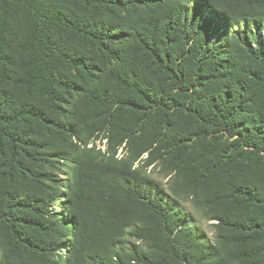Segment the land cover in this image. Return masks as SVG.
<instances>
[{"label":"trees","instance_id":"trees-1","mask_svg":"<svg viewBox=\"0 0 264 264\" xmlns=\"http://www.w3.org/2000/svg\"><path fill=\"white\" fill-rule=\"evenodd\" d=\"M210 140L191 184H226L228 257L135 167ZM232 158L264 174V0H0V264H264V184L226 183Z\"/></svg>","mask_w":264,"mask_h":264},{"label":"rangeland","instance_id":"rangeland-1","mask_svg":"<svg viewBox=\"0 0 264 264\" xmlns=\"http://www.w3.org/2000/svg\"><path fill=\"white\" fill-rule=\"evenodd\" d=\"M234 30L237 33L244 34L246 28L244 26L235 27ZM108 132L107 128H102L100 132L94 133L88 130L84 131V139L89 143L88 148L95 146L97 150L106 153L109 149V139H106L109 135ZM214 144V140L188 144L184 149V151L186 150V164L175 159L177 154L168 150H162L160 154L153 157L152 165H146L145 159L148 157L146 155L135 163V167H140L141 170L157 180L161 184L164 199L174 201L179 206L180 211L178 210V212H181L185 218L184 222L180 223L181 227L183 225H192L206 247H219L221 249L220 255L228 257L224 250L227 248L225 243L226 238L220 233L218 226L220 220L217 218L224 210L220 202L221 200L217 196L221 193L222 189H225L226 184L225 186L223 184L222 188L221 186L214 187L208 184H198L197 186L191 184L192 172L210 163L215 158L217 150L224 147L222 143H218L217 146ZM129 152V147L125 143L122 147H118L117 157H127ZM188 156H190L189 163ZM172 161H174L175 165L172 164ZM244 163L243 159L239 163H237L236 158L225 160L223 173L226 174V183L230 184L237 180V178L245 177L257 185H263L264 174L252 163H249L248 166ZM58 206L59 204H55L53 209L60 212L61 209ZM129 241V246L134 244L155 255H163L165 252L153 243H146L135 239H129ZM227 264L239 263L227 262Z\"/></svg>","mask_w":264,"mask_h":264}]
</instances>
